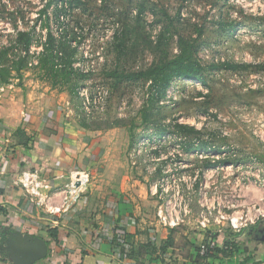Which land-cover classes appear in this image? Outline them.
Listing matches in <instances>:
<instances>
[{
    "label": "rangeland",
    "instance_id": "rangeland-1",
    "mask_svg": "<svg viewBox=\"0 0 264 264\" xmlns=\"http://www.w3.org/2000/svg\"><path fill=\"white\" fill-rule=\"evenodd\" d=\"M178 57L202 79L171 76L158 97L151 77L127 76ZM3 103L62 117L98 146L92 187L147 203L159 245L174 230L178 251L161 264H216L195 256L196 233L244 249L264 225V0H0ZM166 206L175 224L159 218Z\"/></svg>",
    "mask_w": 264,
    "mask_h": 264
},
{
    "label": "crops",
    "instance_id": "crops-1",
    "mask_svg": "<svg viewBox=\"0 0 264 264\" xmlns=\"http://www.w3.org/2000/svg\"><path fill=\"white\" fill-rule=\"evenodd\" d=\"M22 110L12 113L6 104H0V264H15L6 245L25 236L40 237L47 244L46 257L33 264H161L170 260L178 251L173 245L174 230L168 228L166 241L159 245V229L148 227L151 214L144 211L147 203L131 195L106 197L90 183L68 211L55 215L31 201L21 185L13 182L22 169L35 168L56 186L58 204L62 189L70 182L69 172L94 165L100 152L97 145L69 133L62 117L46 118L42 113ZM17 127L29 135L26 144H20L14 136ZM50 228L58 229L56 238L49 236ZM262 228L264 225L258 230L262 232ZM212 233L226 237L224 231ZM195 236L202 241L205 238L204 233ZM234 238L238 240L237 235ZM251 243L252 247L246 243L244 249L236 246L237 250L227 252L228 257L215 252L204 259L222 264L228 258L237 260L245 255L244 264H264V233L261 241ZM150 246L160 247L161 255L152 253ZM195 256L201 257L197 249Z\"/></svg>",
    "mask_w": 264,
    "mask_h": 264
},
{
    "label": "built area",
    "instance_id": "built-area-1",
    "mask_svg": "<svg viewBox=\"0 0 264 264\" xmlns=\"http://www.w3.org/2000/svg\"><path fill=\"white\" fill-rule=\"evenodd\" d=\"M69 175L71 178L70 182L62 189L63 196L58 204H55L57 187L53 186L45 177L41 176L35 168L25 167L16 175L13 182L21 185L25 193L36 206L50 215H55L68 211L70 207L77 202L83 189L90 183V175L86 170L70 171ZM208 214L212 215V212L209 211ZM158 216L163 222L168 221L170 224H175V220L179 219V214L173 215L172 210H170L168 206H166L165 209H159ZM209 218L216 224L226 222L227 226L235 231L240 230L243 225L241 221L242 217L226 213L217 212ZM209 218L203 216L201 224L206 225L209 223ZM52 223L55 225L57 221L52 220ZM217 234L211 232L210 235L198 245L197 254L199 256L205 258L210 251L212 252L216 248L226 247L224 244L227 238L224 236L217 237ZM244 257L245 255H242L239 259L241 260Z\"/></svg>",
    "mask_w": 264,
    "mask_h": 264
},
{
    "label": "trees",
    "instance_id": "trees-1",
    "mask_svg": "<svg viewBox=\"0 0 264 264\" xmlns=\"http://www.w3.org/2000/svg\"><path fill=\"white\" fill-rule=\"evenodd\" d=\"M18 36L21 38L23 37L26 41V46L29 43V34L25 31H21ZM229 68H236V64L234 63H228L226 64ZM168 68L167 73H164V71ZM201 65L197 63H189L184 62L181 60V58L172 59L169 62L163 63L161 65H156L155 67L149 68L145 71H137V72H131L127 76L131 79H137L139 77H151V86L155 88V90L159 93L158 97L162 96L165 93V89L169 84V80L171 76H177V77H183V78H189V79H198L201 80L202 76L200 75ZM14 136L18 139V142L20 144H26L29 140V135L25 132V130L21 127H17L14 131ZM256 231H259L256 229ZM49 236L56 238L58 236V229L57 228H50L48 230ZM264 231L257 234L258 241L262 240ZM226 247L216 248L214 251H210L205 258L213 256V254L216 252L220 253L223 257H228L227 252H232L233 247L228 246V241L224 244ZM231 247V248H230ZM236 249V248H235ZM237 250V249H236ZM246 261V258L243 259H227L225 263L222 264H244Z\"/></svg>",
    "mask_w": 264,
    "mask_h": 264
},
{
    "label": "water",
    "instance_id": "water-1",
    "mask_svg": "<svg viewBox=\"0 0 264 264\" xmlns=\"http://www.w3.org/2000/svg\"><path fill=\"white\" fill-rule=\"evenodd\" d=\"M15 264H33L47 255V244L40 237L25 236L18 242L6 245Z\"/></svg>",
    "mask_w": 264,
    "mask_h": 264
}]
</instances>
